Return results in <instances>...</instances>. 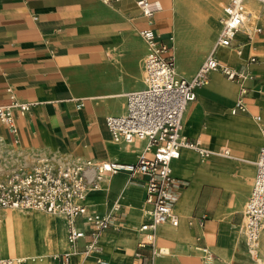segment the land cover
<instances>
[{"label": "crops", "instance_id": "obj_1", "mask_svg": "<svg viewBox=\"0 0 264 264\" xmlns=\"http://www.w3.org/2000/svg\"><path fill=\"white\" fill-rule=\"evenodd\" d=\"M136 1L0 0V104L13 100L30 103L24 113L18 108L14 110L17 132L12 133L2 125L0 137L27 156L28 166L39 156L59 163L88 159L134 162L144 149L145 140L130 143L114 140L106 125L108 114H121L125 110L122 104L127 91L145 85L141 72L146 45L139 32L150 24ZM157 1L162 9L154 15L151 26L159 39L172 45L169 33L179 15L175 0ZM225 1L216 17L220 22ZM244 1L247 8V1L251 0ZM260 3L257 11L260 25L254 29L245 26L236 34L230 46L235 51L225 49L229 46H216L221 28L207 53L208 48L184 61L188 67L183 62L177 63L172 50L176 71L185 77L194 75L210 52L232 67L247 65L249 75L244 81L249 84L244 100L248 109L231 111V105L241 96L236 82L235 95L215 99L214 106H205L203 101V97L208 100L215 95L213 81L197 88L194 99L197 102L187 105L182 133L213 152L203 157L194 149L182 148L172 161L174 177L186 181V185L175 189L174 212L179 215V223L173 226L167 221L158 227L156 244L164 250L155 255L154 264H247L239 255L250 260L243 243V228L238 237V217L233 221L234 214L243 212L246 205L244 209L237 207L228 218L219 216L217 209L228 196L220 182L225 185L229 182L234 187H230L232 200L242 201L246 194L248 199L264 143V4ZM247 12L245 24L251 25L253 12L248 8ZM254 50L257 52L252 53ZM253 55L257 60L249 62ZM214 71L222 73L213 70L209 77ZM198 108H201L199 118L185 130V115L189 110L191 118ZM256 112L260 113V120ZM227 148L229 154L223 155L221 151ZM253 174L250 188L247 179ZM145 192V178L142 175L131 178L125 170L109 176L100 189L89 190L86 199L89 211L77 219L88 233L79 241V248L90 240L88 216L107 215L117 202L124 223L120 228L103 231L100 252L91 251L86 256L74 253L72 264H85L88 259L97 264H138L137 227L147 218ZM177 208H181L180 212ZM4 211L0 210V220ZM66 233L68 236L67 218ZM71 249L69 243L68 251ZM61 252L65 251L57 253ZM54 255L48 264L53 263ZM13 259L24 263L18 257Z\"/></svg>", "mask_w": 264, "mask_h": 264}, {"label": "built area", "instance_id": "obj_2", "mask_svg": "<svg viewBox=\"0 0 264 264\" xmlns=\"http://www.w3.org/2000/svg\"><path fill=\"white\" fill-rule=\"evenodd\" d=\"M108 1V0H105ZM264 4V0H259ZM157 0H137L141 13L149 21V26L139 34L146 45L144 58L145 85L125 94V110L121 114H108L106 125L116 141L127 143L145 140L146 145L134 162L116 160L71 162L60 164L49 157L39 156L31 170L13 169L0 177V209L30 208L48 212H61L68 220V236L71 251L57 253L52 264H72L74 253L87 255L91 251L100 252V238L109 227L120 228L124 215L116 202L107 215L90 219V240L82 248L79 241L87 236L77 219L85 217L89 211L86 203L91 189H100L101 183L119 171H127L131 178L143 176L146 180L145 202L147 218L137 227L139 239L135 250L138 264H154V257L164 250L158 247L156 238L158 227L168 221L173 226L179 223V215L174 212L177 191L186 181L174 177L172 161L182 148L196 150L208 157L213 150L204 147L198 140H190L183 135L182 121L187 105L197 96L201 87L213 70L222 71L228 78L240 83L241 96L232 107L233 113L248 109L244 97L248 87L243 81L249 75L247 65L235 68L221 62L210 52L206 59L190 77L177 73L172 45L159 39L151 26L153 17L162 8L153 6ZM221 19V30L216 46H231L236 34L243 29L248 19L244 0H226ZM260 28L257 29V31ZM213 51V50H212ZM253 55L249 62H255ZM30 103L13 100L0 104V126L12 133L17 132L15 109L21 113L29 110ZM257 119L261 117L256 115ZM264 130V128H263ZM229 154V149L221 151ZM255 181L247 199L243 217V243L247 255L254 264H262L257 255V242L264 229V143L256 161ZM0 264H19L11 257L0 259Z\"/></svg>", "mask_w": 264, "mask_h": 264}, {"label": "bare ground", "instance_id": "obj_3", "mask_svg": "<svg viewBox=\"0 0 264 264\" xmlns=\"http://www.w3.org/2000/svg\"><path fill=\"white\" fill-rule=\"evenodd\" d=\"M202 2L206 3L209 7V10L205 15L200 14L197 4L193 2V0H175L179 15L176 17V24L171 32L172 37L174 38L175 55L178 57L177 63L179 64L187 60L190 56H194L195 53L209 48L212 41L216 38L217 31L220 27L216 17L221 12L222 2H219L218 0H204ZM247 5L249 8L251 7L254 9L257 8L258 4L254 1H247ZM153 6L157 7L159 4L153 3ZM211 14H213V17H211ZM247 26L249 29H252L250 23ZM243 28H245V23ZM225 49L235 51L234 47L230 46ZM219 51V49L216 50V53ZM210 81H213L216 93L208 100L203 97L205 106L216 105L214 103L215 99H218L223 95L231 97L235 95V83L224 79L219 73H212L209 80L207 79L205 83L207 84ZM205 83L203 85H205ZM196 102L197 101H194L192 104H195ZM191 106L189 110L191 109ZM188 112L184 118L185 130L186 127L190 126L191 121L195 122L199 118L201 108L196 109L191 118H188ZM211 147L214 149L213 144ZM228 147L231 149L230 146ZM253 178L254 174L250 179H247V183L249 184ZM230 191L231 189L228 187L226 189L228 196L220 202L217 209L219 210V216L228 218L236 211L235 209L237 207H240L241 209L245 208L247 194L243 196L242 201H234L231 199ZM40 210H24L20 207L4 211L5 214L3 219L0 220L1 258L18 257L24 260L23 264L26 262L27 264H48L49 259L53 254L57 255V252L59 251H68L70 241H68L69 236H67L66 233V218L64 214L57 211L48 212L44 210L46 212H43ZM179 210H181V208ZM96 216L98 215H90L86 218L90 221V219ZM257 244V255H259V250V253H261V256L264 258V229L259 235ZM105 254H107V250L105 251ZM92 263L97 264L94 261L91 262L90 259L85 262V264Z\"/></svg>", "mask_w": 264, "mask_h": 264}, {"label": "rangeland", "instance_id": "obj_4", "mask_svg": "<svg viewBox=\"0 0 264 264\" xmlns=\"http://www.w3.org/2000/svg\"><path fill=\"white\" fill-rule=\"evenodd\" d=\"M219 2L221 1L222 2V4H221V10H222V6H223V4H224V0H218ZM247 1V0H246ZM251 1H254V2H256L258 5H257V8H255V9H252L251 7L249 8V6L247 5V8L248 9H250L252 12H253V20H252V23H251V25H252V29H254V28H256L258 25H260V23H258L257 22V20H258V18H257V11L259 10V8L261 7V3L257 0H251ZM193 2H195L196 4H197V7H198V9L199 10H201L203 13H206V12H208V10H209V7L206 5V3H204V2H200L199 0H193ZM155 4H157V2H154ZM162 9V8H161ZM160 9V10H161ZM256 10V11H255ZM255 11V12H254ZM211 17H213V14H211ZM217 20V19H216ZM218 21V23L220 24V27H219V29H218V31H217V34H218V32H219V30H220V28H221V22H220V20L218 19L217 20ZM245 26H247V23L245 24ZM217 34H216V36H217ZM171 35V38H173L172 37V32L171 33H169V36ZM216 39V38H215ZM215 39L212 41V43L210 44V46H209V48L207 49V51H206V53L210 50V48L212 47V45H213V43H214V41H215ZM171 42H172V50L174 49V52H175V46H174V38H173V40L171 39ZM171 50V51H172ZM257 51H253L252 53H256ZM206 53H205V55H204V57L206 56ZM176 56V61L178 60V57H177V55H175ZM204 59V58H203ZM183 65H185V66H189L186 62H183ZM198 66V65H197ZM195 67V66H194ZM194 67H192V68H194ZM192 68H190V69H192ZM213 73H219V72H217V71H214ZM141 74H142V79L144 80L145 79V74H144V70H142V72H141ZM220 74V73H219ZM221 76H223V78H224V76L226 77V78H224V79H229V80H231L232 81V79H230V78H228L227 77V75L226 74H220ZM209 80V79H208ZM233 82H236L237 83V88H238V96H240V93H241V88H240V83L239 82H237V81H234L233 80ZM243 84L244 85H246L247 86V84H249L248 83V81L246 80V81H244L243 82ZM237 99H238V97L235 99V101H234V103L237 101ZM234 103L231 105V108L233 107V105H234ZM124 108H125V101L123 102V104H122V110H124ZM256 115H259L260 113L259 112H256L255 113ZM139 145V144H138ZM200 155V154H199ZM92 161H95V160H93V159H91ZM27 156L22 152V151H20L19 150V148H17V147H15L14 145H11V144H8V143H6V140H5V138L4 137H0V177H2L6 172H9L10 170H13V169H19V168H21V169H24V170H26V171H28V170H31L33 167H34V162H35V160L33 161L32 160V162L31 163H29V166L26 164L27 163ZM96 161H101V160H96ZM59 163V162H58ZM60 164H67V163H63V162H61ZM173 171V170H172ZM184 176L185 177H188L187 175H185L184 174ZM225 180V179H224ZM253 180H254V178H253ZM253 180L249 183V186L248 187H250L251 188V185L253 184ZM221 183V185L223 186V193L225 194V191H226V189L228 188V187H231V188H234L229 182L227 183L228 185H225V183H223V182H220ZM247 201V200H246ZM245 205H246V202H245ZM14 208H10V207H4L3 209H0V210H13ZM24 210H35V209H30V208H23ZM38 210H40V209H38ZM40 211H43V212H46V211H44V210H40ZM177 211L178 212H180V210H179V208H177ZM244 211H245V209L243 210V212H236L235 214H234V217H233V221H235V218H237L238 217V220H237V226L236 227H238V237L241 235V228H243L242 227V225H243V222H242V217H243V214H244ZM146 217H147V215H146ZM260 251L258 250V258H260L262 261H264V258L261 256V253H259ZM238 258H241V259H244V261L245 262H247V264H254V262L253 261H251V260H249V259H247L246 257H244L243 255H239L238 256Z\"/></svg>", "mask_w": 264, "mask_h": 264}]
</instances>
